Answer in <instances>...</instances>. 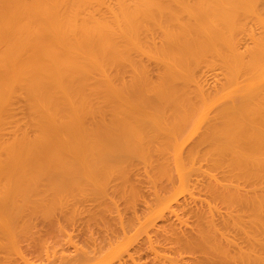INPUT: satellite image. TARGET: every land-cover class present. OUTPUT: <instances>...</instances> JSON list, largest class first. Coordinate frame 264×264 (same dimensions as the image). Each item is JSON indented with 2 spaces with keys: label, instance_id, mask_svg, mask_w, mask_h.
<instances>
[{
  "label": "bare ground",
  "instance_id": "6f19581e",
  "mask_svg": "<svg viewBox=\"0 0 264 264\" xmlns=\"http://www.w3.org/2000/svg\"><path fill=\"white\" fill-rule=\"evenodd\" d=\"M137 169L140 178L147 175V191L157 189L153 199L148 192L152 201L141 191L143 181L136 178L139 190L132 181L139 175ZM171 177L177 179L175 187L160 181ZM198 180L206 183L207 188L200 186L207 189L203 194L211 198L208 202L216 198L225 205H217L219 209L228 211L227 205L232 209L234 204L239 209L234 205L223 214L211 206L215 200L206 203V210L204 205L199 209L196 204L202 198L197 195L203 194L193 189L197 198L191 197L190 191L193 184L198 189ZM159 183L170 186H160L165 190L160 194ZM127 188L131 194L124 191L129 195L122 201H136L140 193L147 204L142 198L138 208L133 199L123 204L131 206V201L138 211L141 204L150 207H142L144 215L137 213L143 222L137 210L129 215L137 217L132 218L134 224L143 223L140 228L139 223L131 225L129 216L117 217L122 208L112 203L116 196L124 198ZM111 190L119 191L113 199ZM181 192L183 197H178ZM185 197L191 205L196 202L201 215ZM174 198L187 201L172 206L190 214L195 222L191 225L203 215L192 231L179 226L186 221L184 213L178 214L181 220L174 219L181 221L178 226L167 217L172 206L167 218L160 216ZM84 199L109 200L116 212L120 210L117 215L106 201L98 204L106 202L111 210L97 202L90 208L102 206L101 211L113 212L119 223L127 219L129 228H139L137 235L151 227L150 236H135L138 242L130 250L129 239L133 242L136 231L127 239V224L108 217L122 228L115 232L114 223L113 229L107 227L109 219L99 220L105 211L93 213L91 208L94 215L85 214L108 221L100 222L108 228L102 229L105 234L112 230L102 239L110 237L112 243H101V249L100 235L94 234H84L79 241L77 234H70L72 241L69 234L60 233L66 227L60 220L67 213L63 221L74 220L73 210L80 205L81 212L88 211L91 201L84 204ZM54 203L61 207H55L57 212H52ZM243 207L244 214L249 213L243 220H250L248 225L242 222ZM72 214L74 218H68ZM158 215L166 228H160L165 223L159 228L153 223ZM83 216L75 220L88 221ZM231 229L232 234L237 229L234 238L240 241L229 235ZM44 232L54 234L53 249ZM112 233H121L128 244ZM61 240L71 252L61 244L56 250ZM113 240L119 244L113 249L117 254L129 249L124 256L131 264H142L143 257H150L146 264H174L193 250L200 255L178 259L177 264H264V0H0V253L16 252L19 260L50 250L47 264H99L95 256L105 251L107 257ZM171 250L182 257L168 256ZM116 253L112 258L122 260L117 264H130L122 254L115 259Z\"/></svg>",
  "mask_w": 264,
  "mask_h": 264
},
{
  "label": "rangeland",
  "instance_id": "374dc122",
  "mask_svg": "<svg viewBox=\"0 0 264 264\" xmlns=\"http://www.w3.org/2000/svg\"><path fill=\"white\" fill-rule=\"evenodd\" d=\"M139 167H140V166H139ZM141 167H142V169H143V166H141ZM139 169H141V168H139ZM142 169H141V170H142ZM141 170H140V171H141ZM137 171L139 172L138 169H137ZM137 171L135 170L134 173H136ZM138 172H137V173H138ZM143 173H144V172H143ZM138 174H139V175H138ZM138 174H137L138 176H136V177H134L136 174L133 176L134 179H133L132 181L136 182L137 179L140 178V175L142 174V172H141V173L139 172ZM174 174H175V173H174ZM174 174H173V176H174ZM143 175L145 176V174H143ZM173 176H172V177H173ZM133 177H132V178H133ZM146 177H147V175H146ZM146 177H143V176H142L139 180L143 181V178L146 179ZM172 177H171V180H169V181H165V182H164V179H165L164 177H163L164 179L162 178V179H160V181L163 180V181H161V182H163V183H167V182L169 183L170 181H171L170 183H174L173 181L177 182V181H176L177 179L175 178L174 180H172ZM175 177H176V176H175ZM136 178H137V179H136ZM173 178H174V177H173ZM135 179H136V180H135ZM145 179H144L143 182H145ZM198 179H199V178H198ZM139 180L137 181V182H138L137 186H136V184H135V186L137 187V188H136V187H135V188L138 189V190H139L138 187H140V186H139V182H140ZM146 180H147V179H146ZM166 180H167V179H166ZM195 180H196V179H195ZM200 180H201V179H200ZM200 180H198V183H197V181H196V184L199 185V187L196 186V187H198V189H197V188H194V186H195L194 184H193V186L191 187V185H192L191 182H190V183H191V185H190L191 188L187 186L186 189L188 188V189H187L188 191H189V188H190V191L193 190V189H195V190L199 191L198 193H200V194L202 195L203 192H204V190H207V189H206L207 187L205 186L206 183L204 184V183H203L204 181H202L201 183L203 184L204 187H206V188L203 190V189H202L203 186L201 187V186H200L201 183L199 184V181H200ZM134 182H133V183H134ZM143 182H141V184H140V185H141V188H142V190H141V188H140V190L142 191V193H145V195H147L148 192H149V193L151 192V195H152L151 198L153 199L154 192H155L157 189L154 188L155 191H153L154 189H152V191H153V192H152V191H151V188H150V191H147V190L149 189V188L147 189V187H148V186H147L148 183L145 182V183H146V186H145V183H143ZM192 182H193V178H192ZM163 183H161L162 185L159 183V186H158V191L161 190V192L159 191L160 194H162V191H163V189H161V188L163 187V185H164ZM194 183H195V181H194ZM176 184H177V183H176ZM165 185H166V184H165ZM165 185H164L163 188H165ZM172 185H173V184H172ZM172 185H171V186H172ZM133 186H134V185H133ZM160 186H162V187H160ZM167 186H170V184H169V185H166V187H167ZM173 186L175 187V183H174ZM133 188H134V187H133ZM152 188H153V187H152ZM156 188H157V187H156ZM159 188H160V189H159ZM168 188H169V187H168ZM170 188H171V187H170ZM199 188H200V190H202V192H200ZM143 189H145V192L143 191ZM119 190H120V189H119ZM127 190H129V192H130V188H129V189L127 188L126 190H123V192H124V191H127ZM131 190H132V189H131ZM111 191H112V190H111ZM120 191H121V190H120ZM134 191H135V189H134ZM158 191H157V192H158ZM164 191H165V190H164ZM164 191H163V192H164ZM188 191H186V190L184 189V191H183V195H184L185 192L187 193ZM193 191H194V190H193ZM193 191H192L193 194L190 192V194H192L193 196H191V195H190V196H191V197H196V196H194V195L197 194V193H196L197 191H196V192H195V191L193 192ZM109 192H110V189H109ZM115 192L118 193L119 191H116V190H115L114 192L112 191V192H111V197H110V198L113 197V194H116ZM132 192H133V190H132ZM124 193H125V192H124ZM135 193H136V192H135ZM137 193H139V192H137ZM137 193H136V194H137ZM152 193H153V194H152ZM194 193H196V194H194ZM206 193H207V192H206ZM206 193H204V194H206ZM122 194H123V193H122ZM130 194H131V192H130ZM179 194H180V195H178V197L181 196L182 192L179 193ZM188 194H189V193H188ZM204 194H203V196H204ZM109 195H110V194H109ZM117 195H120V194H117ZM126 195H129V193H128V194L125 193L124 198H122V197L120 196V197H121V200H120V197H119V199H118V198H116V197H118V196H116V197L114 196L115 199L117 200V204H119V205H116L115 199L113 200L114 202H112V203H115V204H114L115 207H118V206H119L118 209H121V208H122L121 210H122V212L125 213V214H123L122 212H119L120 210H119V211L117 210L119 213H121V214H120L121 216L119 215L118 212L115 211L116 208L113 206V204H112L111 202H108L109 200L106 201L105 199H103V200H101V201H100V199H98V201H100V202H102V201H106V202H108L110 205L112 204L111 206L114 207V209H112L111 206H109L108 203H107V204H108V205H107L106 202H104L105 204H104V203L98 204V203H100V202H98L97 200H96L94 203H93L94 200H92V201L89 200V201H91L92 204L89 203V207H86L84 204H86V202L88 201V199L81 200V201H83V203H84V201H85V203L82 204V206H85V207H86L85 209L88 208V209H87L88 211L83 210V211L81 212V209H84V207H81V205H80L81 203H78L80 206L77 207L78 209L81 207L80 210H78V209H74V210H73V207H74V204H75V203L72 204L73 207L70 205L69 208H71V207H72V208H71V212L69 211V212H70L69 214L73 213L72 210H73V211L76 210V211L73 213V214H76V215H75V218H74V215L72 214L71 217H68V218H71V219L74 218V220L63 221V220L68 216V213H67V216H64L63 219L60 220L61 226H65V225H66V227H62V228H64V229H62V231H64V232H61V231H60V233H62V234H64V235H65V234H66V235L69 234V236H70V234H71V235H76V234H77L76 237L78 238V241H79V240H82V238L84 237V234H85V237H86L87 235H88L87 237H89V236H90L89 234H94V235H95V236L93 235L94 237H96L97 235H98V236L100 235L99 237L101 238V240H97V239H96L97 241H100V243L97 242V243H98L97 246H99L101 243H105V245H106V244H109L111 238H110V237H107V239H106L105 242H104V239H102V236H104L105 232H103L102 229H104V230H106V231H107L108 228L113 229L112 226H111V225H112L111 223H114V222L119 223V221H118L119 219H118L117 217H122V218H123V217H125V218L127 217V218L129 219V217H130L129 215H135L136 210H137L136 214H137V213L139 214L140 211H141V214H143V215L146 214L145 212L142 213V211H145V210L147 209V206H148V205H146V207H145V205L141 204V208H139L140 211H138V209H136V208H138L137 206L140 205V204H138V202H139V200H140L141 198H142L141 201L143 200L142 202H144V204H147L146 199H148V198L150 197V194H148L149 196L147 195V198L144 197V198H146L145 200H144V198L142 197L143 194H140V193L137 194V195H138V199L136 200L137 203H136V201H135L134 198H131V199H133V201H132V200L130 199V197H128V200L130 199L133 203H135V205H136V208H135V209L133 208V206H135V205H134L131 201L128 202L130 205L132 204L131 206L126 205V204H123V202L125 203L126 201H128L127 199H126V201H125V200L122 201V199H125V198H126V197H125ZM137 195H136V196H137ZM141 195H142V196H141ZM183 195H182L181 197H183ZM201 195H200V196H201ZM207 195H208V194H207ZM207 195H206V196H207ZM134 196H135V194L132 193V197H134ZM184 196H186V194H185ZM197 196H198V198H200V199L202 198L201 200H200V199H196L197 202H199L198 200H200L199 203H202V204L199 205V203H198V204H196V202H195V203L193 202V203L196 204V205H198V206H201V207H198V206H196V205H194V204L191 205L192 202L190 203V201H192V200H191V199H187V197H185L187 201L190 200V201H189V203H190L189 205H191L192 207L196 208V209H194V211H196L198 208L203 210V209H204V208H202L203 205H204V206H207V204L209 205V202H210V201L213 203V201L216 199V198H215V199L209 200V202H208L207 200H208V199H211V198H209L208 196L206 197V198H208L207 200H206L205 196H204L205 199L203 198V196H202V197H199V194H198ZM178 197L176 196V198H178ZM135 198H136V197H135ZM139 198H140V199H139ZM188 198H189V195H188ZM196 198H197V197H196ZM112 199H113V198H112ZM112 199H111V200H112ZM181 199H182V198H181ZM183 199H184V198H183ZM194 199H195V198H194ZM194 199H193V201H194ZM203 199L206 201V202L203 201L205 204H203V202H202ZM86 200H87V201H86ZM148 200H150V199H148ZM174 200H175L174 202H169V205H166V209L164 208L165 210L163 209V211L161 212L162 214L160 213V216H161V215L163 216V215L165 214V215L163 216L164 219L167 218V217H171V221H173L174 219L181 220V219H180L181 217H180V215H178V214H181V213H182V212L180 211V209H183V208L178 209V208H176V207H178V206H176V207L172 206L173 203H175V202L177 201V199H175V198H174ZM196 200H195V201H196ZM89 201H88V202H89ZM134 201H135V202H134ZM145 201H146V203H145ZM150 201H152V200H150ZM187 201L182 202V200H181V202H178V201H177V202H178V203H181L180 205H182V203H187ZM216 201H219V200H218V199L215 200L214 202H215L216 205L212 204L211 206H214V207H215V206H217V205L220 204V205H221V206L219 205L220 207H225L224 203H222V202L219 201L220 203L218 202V204H217ZM88 202H87V203H88ZM96 202H97V204H98L99 206L103 204V205H102L103 208H102V206H101L102 209H105V208H106V210H107V209H109V210L112 209V210H114V211H113L114 213L116 212V215H117V213H118V216L115 217V216H112V215H115L112 211H110V212H112V213H109V211H107V214H106V210L101 211L102 209H101V208L99 209L98 206H94V208L91 207L92 209H94V210H93V213H94V211L97 210V209L100 210V211H99L100 214H101V212L104 213V211H105L103 217H100L99 220H101V218H104V217H106V219H109V218H110V219H112V220H113V218L115 217L117 220H116V221L113 220L114 222H112V221L110 222V219H109V220H108V221L110 222V225H109V222L106 221V220H104L105 218L102 219L103 222H102V221H99V220L96 221V219L94 220L93 218H92V219L89 218V216H88L87 214H85V212H89V213H90L89 215L92 216L93 213L91 212L92 210H91L90 206H92V205H94V204L97 205ZM55 203H57V202H55ZM55 203H54V204H55ZM128 203H127V204H128ZM139 203H141V202H139ZM151 203H152V202H149V205H150ZM178 203H176V205H177ZM206 203H207V204H206ZM47 204H48V203H47ZM57 204H58V203H57ZM57 204H55V206H53V207H54V208H55V207H56V208H59L60 206L57 205ZM78 204H77V205H78ZM90 204H91V205H90ZM120 204H121V205H120ZM153 204H154V202H153ZM153 204H152V205H153ZM167 204H168V203H167ZM210 204H211V203H210ZM42 205H43V204H42ZM52 205H53V204H51V206L48 205V206H49L48 208L50 209V208L52 207ZM104 205H106V206L104 207ZM124 205H125V206H124ZM142 205H143V206H142ZM223 205H224V206H223ZM234 205H235V207H236V204H234ZM234 205H233V206H234ZM237 205H238V206H239V205L244 206L243 204H240V203H239V204L237 203ZM87 206H88V204H87ZM153 206H154V205H153ZM163 206H164V205H162V207H163ZM168 206H170V207L172 206V207H171V211H172V209H174V208H175V209H178V210H175V209H174V210L170 213L171 215L169 216V214H168V212H169V211H168V210H169V209H168ZM227 206H228V207H227ZM227 206H226V207L229 208L228 211L231 212L230 210L233 209V206L231 205V206H232V209H230L231 207H229V205H227ZM53 207H52V208H53ZM62 207H63V206H62ZM65 207H66V208H64V209L67 210L68 207H67V206H65ZM95 207H97V208L95 209ZM107 207H108V208H107ZM109 207H110V208H109ZM129 207H130V208H129ZM139 207H140V206H139ZM142 207L145 208V210H142V209H143ZM148 207H149V206H148ZM151 207H152V206H151ZM197 207H198V208H197ZM208 207H209V206L205 207V210H206ZM235 207H234V209H235ZM239 207H240V206H239ZM239 207H236V208L239 209ZM246 207H248V206H245V210H246ZM39 208H40V207H39ZM54 208H53V211H52V212H54V211L57 210L56 208H55V209H54ZM60 208H61V207H60ZM74 208H75V207H74ZM132 208H133V210H132ZM149 208H150V207H149ZM153 208H154V207H153ZM241 208H242V207H241ZM250 208H251V207H250ZM40 209H41V208H40ZM40 209H39V210H40ZM45 209L47 210V208H45ZM49 209H48V210H49ZM64 209H61V210H64ZM89 209H90L91 211H89ZM128 209H130V210H128ZM151 209H152V208H151ZM159 209H161V208H159ZM159 209H158V210H159ZM167 209H168V210H167ZM215 209H217V211H221V212H223V214H224V213L226 214V211H227L226 208H224V209H223V208H220V209H221V210H220L218 206H217ZM222 209L225 210V212L222 211ZM238 209H236V210H238ZM42 210H43V209H42ZM68 210H70V209H68ZM68 210H67V211H68ZM77 210H78L80 213L77 212ZM98 210H97V211H98ZM123 210H124L125 212H124ZM156 210H157V209H156ZM166 210H167L168 212H167ZM184 210H185V209H184ZM248 210H250V209H248ZM251 210H252V209H251ZM44 211H45V210H44ZM58 211H60V209H58ZM131 211H132V212H131ZM133 211H135V212H133ZM147 211L149 212V210H147ZM147 211H146V212H147ZM159 211H160V210H159ZM164 211H165V212H164ZM174 211H175V213L178 211V212L176 213V215H178V218H177V217L175 218L174 216H172V214H174V213H173ZM182 211H183V210H182ZM186 211L188 212L187 209L185 210V212H186ZM197 211H199V210H197ZM197 211H196V213H198ZM228 211H227V213H228ZM243 211H244V207H243V210H241L240 213H243V214H244ZM48 212H49V211H48ZM56 212H57V211H56ZM64 212H65V211H64ZM76 212H77V213H76ZM99 212H98V213H99ZM152 212H153V214H155L153 210H152ZM156 212H157V211H156ZM166 212H167V215H168L167 217H166ZM189 212L192 213L191 211H189ZM199 212H200V211H199ZM202 212H204V211H202ZM246 212H249V211L246 210ZM250 212H251V211H250ZM95 213H96V215H97V212H95ZM131 213H132V214H131ZM133 213H134V214H133ZM158 213H159V212H157V214H158ZM163 213H164V214H163ZM183 213H184V212H183ZM183 213H182V214H183ZM196 213L193 212L194 215H195ZM200 213H201V212H200ZM54 214H55V213H54ZM57 214H58V213H57ZM65 214H66V212H65ZM81 214L84 215V216L82 217L83 219H84L85 217L88 216V221H89L90 219H91V221L88 222L86 219H85V220H80V219H79V220H75V219H77V216L80 217ZM110 214H111L112 218L110 217ZM127 214H128V215H127ZM138 214H137V216H138V219H139L140 217H139ZM148 214H149V213H148ZM150 214H152V213H150ZM153 214H152V215H153ZM182 214H181V216H183ZM198 214H199V213H198ZM198 214H197V215H198ZM201 214H202V213H201ZM201 214H199V215H201ZM245 214H247V213H245ZM245 214L242 216V222H244L243 220H244V218L246 217ZM248 214H249V213H248ZM248 214H247V215H248ZM93 215H94V214H93ZM122 215H123V216H122ZM124 215H125V216H124ZM143 215H142V216H143ZM155 215H156V214H155ZM155 215L152 216V217H155ZM188 215H190V214H188V213L185 214V213H184V218L186 219V221H184V222L188 223V221H189V223L186 224V226H185L184 222L182 221V222H183V223H182V222L180 221L181 224H182V226H181V224L179 225V226L181 227V229H182V228H185V229L187 230V229H189L192 225H193V226L195 225V224H193V223H195V222H193V219H192L191 217H189ZM191 215H192V214H191ZM199 215H198V217H195L197 220L194 219V221H198L199 218H200V220L203 218V217H202L203 215H202L201 217H199ZM91 216H90V217H91ZM99 216H102V215H97V217H99ZM128 216H129V217H128ZM224 216H225V215H224ZM244 216H245V217H244ZM93 217H94V216H93ZM108 217H109V218H108ZM143 217H144V216H143ZM145 217H146V216H145ZM149 217H150V215H149ZM152 217H150V218L152 219ZM157 217H158V219H157V220H158L157 223H156V220L153 221V223H155L156 226H157V225L160 226L161 223H162L161 225H163V224L165 223V220L163 219V217H161V219L159 218V215H158ZM192 217L194 218V216H192ZM80 218H81V217H80ZM94 218H95V217H94ZM122 218H120V219H122ZM130 218H131V225H132V224H134V222H135V220H133V219H137V217L133 218V216H132V217H130ZM132 218H133V219H132ZM146 218H148V217H146ZM172 218H173V219H172ZM97 219H98V218H97ZM246 219H247V218H246ZM246 219H245V220H246ZM249 219H250V218H249ZM66 220H67V219H66ZM92 220H94V221H96V222H93ZM132 220H133V221H132ZM139 220H140V219H139ZM141 220H142V221H141ZM141 220H140V221L143 222L144 218L141 219ZM145 220H146V219H145ZM148 220H150V219H148ZM200 220H199V221H200ZM247 220H248V219H247ZM98 221H99V222H98ZM104 221L108 222V226H107L108 228H107L106 226H105V228H104V226H103V228H102V225H103L104 223H106V222H104ZM122 221L125 222V219H124V220L122 219ZM122 221H120L119 224H121ZM162 221H163V222H162ZM174 221H175V223H173V224L175 225V224L177 223L176 226H178V224H179L180 222L177 221V220H174ZM199 221L196 222V223L198 224ZM248 221H250V220H248ZM248 221H246V222H248ZM62 222H63V224H65V225H63ZM100 222L103 223V224H101ZM124 222H122V223H124ZM127 222H128V220L126 219V223H124V224H125V226H126V224L128 225L127 227H128L129 230H128L127 227H126L127 232L124 230V231H125L124 233H126L127 236H124V237H126L127 239H129L128 236L131 237L130 235L133 234V231L135 230V228H138V227L140 228V225H143V223L141 224V222H136L137 224H138V223H139V224L137 225V224L135 223L134 225H135V226L137 225L138 227H135V228H134V227H133L134 225H133L132 227H130V228H132V229L130 230V228H129V226H131V225H129L130 222H128V223H127ZM191 222H193L192 225H191ZM242 222H241V223H242ZM246 222H244V223L246 224ZM93 223H94V224H93ZM97 223H99V224H97ZM117 223H114V226H113V227H115V232H116L117 230H118V232H120L121 230L119 231V229H122V228H120L119 225H118ZM150 223H151V220H150L149 224H150ZM231 223H232V222H231ZM83 224H84V225H83ZM100 224H101V226L99 227L98 225H100ZM149 224H148V225H149ZM183 224H184V226H183ZM197 224H196L195 226H198ZM221 224H222V223H221ZM245 224H243V225L241 224V225H242V228H243V226H244ZM82 225H83V226H82ZM89 225H90V226H89ZM115 225H117V226H115ZM121 225H122V224H121ZM148 225H147V226H148ZM166 225H167V222H166L163 226H161L160 228H161V229H162V227H163V228H164V227L166 228ZM222 225H223V224H222ZM222 225H221V227H223ZM228 225H229V226H228ZM228 225H225V226L231 228V227H230L231 225H230V224H228ZM246 225H248V224H246ZM246 225H245V227H246ZM123 226H124V225H123ZM249 226H250V225H249ZM145 227H146V226H145ZM145 227L141 226V229L144 228V229L146 230V228H147V229L149 228V226L146 227V228H145ZM157 227H158V226H157ZM180 227H178V228H180ZM39 228H40V227H39ZM82 228H83V229H82ZM106 228H107V229H106ZM116 228H118V229H116ZM133 228H134V229H133ZM139 228H138V233H139ZM150 228H151V227H150ZM150 228H149V230H151ZM158 228H159V227H158ZM174 228H175V226H174ZM194 228H196V227H194ZM229 228H228V229H229ZM248 228H249V227H247L246 229H248ZM43 229H44V228H43ZM77 229H78V230H77ZM192 229H193V227H191V231H192ZM224 229L226 230L225 227H224L223 229H221V230H224ZM232 229H233V228H232ZM232 229H231V232L227 231V232L229 233V235H230V233L232 234V233L234 232V231L232 232ZM249 229H250V228H249ZM86 230H87V231H86ZM100 230H101V231H100ZM145 230H143V231H145ZM149 230H148V231H145V232L147 233V235L150 236V234H148ZM178 230H179V229H178ZM178 230H177V231H178ZM186 230H185V231H186ZM229 230H230V229H229ZM243 230H245V228H243ZM81 231H82V233H81ZM94 231H95V232H94ZM111 231H112V230H111ZM111 231L106 232L107 234H105V236H106V235H107V236L110 235V234H111ZM113 231H114V230H113ZM122 231H123V230H122ZM135 231H136V230H135ZM135 231H134V232H135ZM235 231L237 232V229H236ZM109 232H110V234H109ZM145 232H142V231H141L140 233H142V235H141V234L137 235V231H136V233H134V235H132V236H133V238H132L133 242H131V239H129V243H130L129 246H130V245H131V246H130V247L128 246V248H129L130 250H132L131 247L134 246V245L136 244V242H138V240H137V239H138V236H139L140 239H143V237L146 236V233H145ZM188 232H189V231H188ZM224 232H225V233H224ZM224 232L222 231V233H223L224 235L227 234L226 231H224ZM236 232H235V233H236ZM41 233H42V230H41ZM100 233H101V234H100ZM128 233H129V234H128ZM143 233H145L144 236H143ZM151 233H152V232H151ZM222 233H221V235H222ZM235 233H234V234H235ZM238 233H239V232H238ZM43 234L45 235L44 237H45L46 239L49 238L48 240H45V241H46V242H47V241H50V242H51V238H50V237H53L54 234H53V233H45V232H44ZM86 234H87V235H86ZM119 234H121V233H118V235H119ZM122 234H123V233H122ZM126 234H125V235H126ZM234 234H232V236H233L232 238H233V240L235 239L236 242H238L239 238H238V240H237L236 237L234 238ZM66 235H65V236H66ZM114 235H115V236H114ZM116 235H117V234L112 233L111 236L115 237V239H116V237L118 236V235H117V236H116ZM238 235H239V234H236L237 237H238ZM41 236H42V234H41ZM59 236H61V238L64 237V236H62L61 234H59ZM69 236H68V237H69ZM81 236H82V237H81ZM98 236H97L96 238H99ZM119 236L121 237L122 235H119ZM135 236H136V237H135ZM151 236H152V234H151ZM230 236H231V235H230ZM240 236H241V234L239 235V237H240ZM44 237L42 236V238H44ZM68 237H66L67 240H68ZM113 237H112V238H113ZM122 237H123V236H122ZM122 237H121L122 240H120V241H123V242H124L125 239L123 240L124 237H123V238H122ZM134 237L137 238V239H135V240H137L136 242H134V241H135V240H134ZM45 238H44V239H45ZM59 238H60V237H59ZM64 238H65V237H64ZM64 238H63V239H64ZM66 238H65V240H66ZM70 238H73V237L70 236ZM100 238H99V239H100ZM103 238H104V237H103ZM109 238H110V239H109ZM117 238L119 239V237H117ZM229 238L231 239V237H229ZM44 239H42V240H44ZM108 239H109V242H108ZM118 239L115 240V241H118ZM240 239L243 240L241 237H240ZM59 240H60V239H59ZM111 240H112V239H111ZM70 241H71V240H70ZM72 241H75V239L73 238ZM101 241H102V242H101ZM115 241L113 240V246H112V247L110 246V248H109L110 250L107 248L108 245L105 246V247L109 250V251H108L109 254H107V257H105L107 252L104 251L105 253H104V252L102 253V251H100V249L97 248V249H99V251L102 253V254H100V256H99V255H97V257L95 256V258H97V259H96L97 262H98L99 259H100L99 264H105V262H106V264H107V263H108V262H107L108 259H109L108 261H110L111 259H113L112 257H113V255L116 253V252H115L116 249H114V245H115V246H116V245H119V244H118L119 241H118L117 244L114 243ZM239 241H240V240H239ZM61 242H62V240H61L60 242L58 241V243H55V245H56L55 248H57L56 250H58V248L60 247ZM66 242H67V241L64 242V240H63L62 243L65 245ZM76 242H77V241H76ZM123 242H122L121 244H124ZM111 243H112V241H111ZM111 243H110V244H111ZM132 243H133V244L135 243V244L133 245ZM223 243H224V241H223ZM46 244H47V243H46ZM51 244H52V245H51ZM51 244L49 243V245H51V247H52V249H53V243L51 242ZM63 244H61V245H62L64 248H67V249H68V252H71V251H69V250H72V249H71V248H68V247H71V246H66V247H65ZM79 244H80V243H79ZM110 244H109V245H110ZM125 244H128V243H126V240H125ZM125 244H124V245H125ZM242 244H244V243H242ZM58 245H59V246H58ZM67 245H68V243H67ZM69 245H70V244H69ZM101 246H102V244L100 245V247H101ZM125 246H127V245H125ZM51 247L49 246V249H50ZM108 247H109V246H108ZM55 248H54V249H55ZM102 248H104V247H101V249H102ZM111 248H112V249H111ZM115 248H116V247H115ZM119 248L121 249V248H126V247H122V245H120ZM128 248H126L127 251H129ZM132 248H133V247H132ZM104 249H105V248H104ZM107 249H106V250H107ZM113 249H114L115 251H114ZM112 250H113L115 253H114ZM118 250H119V249H117V252H118ZM182 250H183V253H184L185 249L182 248L180 251H182ZM186 250H188V249H186ZM191 250H192V249H191ZM65 251H66V250H65ZM110 251H112L111 253H114V254H112V256L109 257V255H111ZM122 251H123V249H122ZM122 251L120 250L121 253H120V252H119L118 254L116 253L115 257H117V258H115V257H114V258H115V259H118V258H120V256L123 255V256H122V257L124 258L123 261H124L125 259L127 260L126 256H124V255H126V252H127V251H126V250L123 251V252H122ZM171 251H172V250H171ZM171 251L168 252V256H172V257H174V253H175V256H180V255L183 254V253L180 254V253H181V252H180V253H178V254H180V255H178V254H177L178 251H176V252H174V253H173V251H172V254H170ZM193 251H194V250H193ZM193 251H192L191 253H189V252H188V253L185 252V254H183V255H184V257H185V256H186V257H185V258L183 257V259H188V258H190V256L193 257V256L200 255V254H199V253H200L199 251H198V253L196 252V250H195L194 253H193ZM10 252H12V251H10ZM100 252H99V253H100ZM130 252H131V251H130ZM2 253H3V252H2ZM2 253H0V255L2 256V258H1V256H0V264H10L12 261L15 262L16 260H17V261L15 262V264H18V262H19L20 264H27L28 261L31 262L30 264H44V263H46L45 261L47 260V257H45V256L48 255L49 258H51V256H52V254H51L52 252L49 250L48 254H45V253H44L45 255H44L43 253H41V254H39V253H38V254H37V253H32V254H28V255H26V257L23 256L21 259L18 260V259H17L18 256H17L16 252L9 253V255H8V251H7L6 254H5V255H7V256H5L4 253H3V254H2ZM66 253H67V251H66ZM97 253H98V251H97ZM123 253H124V254H123ZM186 253H187V254H186ZM195 253H196V254H195ZM103 254H104V255H103ZM119 254H122V255H119ZM166 254H167V253H166ZM191 254H192V255H191ZM3 255L6 257V259L3 258V257H4ZM117 255H118V256H117ZM203 255H204V254H203ZM221 255L224 256L223 254H221ZM102 256H104V258H103ZM187 256H189V257H187ZM99 257H102V258H99ZM172 257H171V258H172ZM180 257H182V256H180ZM110 258H111V259H110ZM143 258H144V257H143ZM143 258H141L142 260L139 261V262H141L142 264H146L147 262H149L148 260H150V259H149L150 257H148V259H147V258H146V259H145V258L143 259ZM171 258L169 257V259H171ZM15 259H16V260H15ZM101 259H102V260H101ZM173 259H174V258H173ZM178 259H180V258H176L177 261H178ZM181 259H182V258H181ZM181 259H180V261H181ZM183 259H182V260H183ZM222 259L224 260V258H221V261H223ZM91 260H95V259L92 258ZM91 260H90V261H91ZM96 260H95V262H96ZM118 260H119V259H118ZM118 260H114V259H113V260H112L113 262L110 261L109 263H110V264H112V263L115 264L116 262L119 263L120 260H121V258H120L119 262H118ZM126 260H125V261H126ZM128 260H130V259H128ZM128 260H127V262H130V261H128ZM176 260H175V261L173 260L174 264H175V262H176V264L178 263ZM26 261H27V262H26ZM104 261H105V262H104ZM114 261H115V262H114ZM121 261H122V260H121ZM137 261H138V260H136V262H137ZM47 262H48V260H47ZM127 262H126V263H127ZM143 262H144V263H143ZM182 262H183V261H182ZM182 262H181V263H182ZM190 262H191V261H190ZM192 262H193V263H192ZM192 262H191V264H195L194 261H192ZM109 263H108V264H109ZM117 263H116V264H117ZM131 263H133V262H130V264H131ZM46 264H47V263H46ZM91 264H94V262L91 261ZM95 264H98V263H95ZM148 264H149V263H148ZM189 264H190V263H189ZM221 264H222V262H221Z\"/></svg>",
  "mask_w": 264,
  "mask_h": 264
}]
</instances>
